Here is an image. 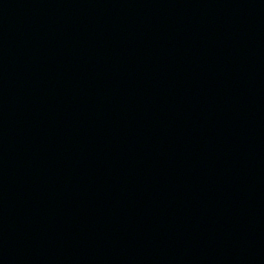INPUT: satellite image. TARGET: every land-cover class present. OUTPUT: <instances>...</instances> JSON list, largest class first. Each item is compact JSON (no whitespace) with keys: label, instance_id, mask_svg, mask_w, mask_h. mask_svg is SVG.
I'll return each instance as SVG.
<instances>
[{"label":"water","instance_id":"water-1","mask_svg":"<svg viewBox=\"0 0 264 264\" xmlns=\"http://www.w3.org/2000/svg\"><path fill=\"white\" fill-rule=\"evenodd\" d=\"M0 264H264V0H0Z\"/></svg>","mask_w":264,"mask_h":264}]
</instances>
